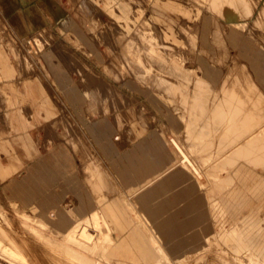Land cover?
Wrapping results in <instances>:
<instances>
[{
    "label": "crops",
    "instance_id": "0c3cea01",
    "mask_svg": "<svg viewBox=\"0 0 264 264\" xmlns=\"http://www.w3.org/2000/svg\"><path fill=\"white\" fill-rule=\"evenodd\" d=\"M81 1L85 10H78L77 0H0V191L63 234L92 224L97 215L99 239L112 261L155 264L173 255L195 258L201 251V257L216 259L224 250L264 264V174L250 173L240 163L264 169V135L238 149L240 106L214 102L221 93L246 98L250 89L237 82L247 79L264 96V23L256 24L264 0L245 20L246 30L211 13L199 17L184 2L151 0L167 25L163 32L172 33L166 21L176 18L195 27L197 75L142 72V66L163 64L157 45L141 39L155 31L145 24L124 43L132 57L111 69V42L104 40L109 17L126 20L118 31L124 34L131 27L130 9L135 19L142 13L130 0H101V27L93 31L94 0ZM223 1L230 9L239 7L236 0ZM83 15L89 19L85 25L79 21ZM215 33L240 60L239 70L208 57L219 50ZM35 37L43 48L32 53ZM108 72L133 79L115 84ZM230 75L231 87L219 90ZM201 81L221 92L189 95L185 82ZM137 82L160 91L172 105H161L156 93ZM207 117L213 135L206 134ZM222 120L225 129L230 124L224 161L222 137L214 136L221 134ZM190 125L197 126L192 135ZM180 130L186 145L172 136ZM207 145L213 155H207Z\"/></svg>",
    "mask_w": 264,
    "mask_h": 264
},
{
    "label": "rangeland",
    "instance_id": "374dc122",
    "mask_svg": "<svg viewBox=\"0 0 264 264\" xmlns=\"http://www.w3.org/2000/svg\"><path fill=\"white\" fill-rule=\"evenodd\" d=\"M174 1H176L180 5H182L183 2L186 6L190 5V8L194 10V12L199 17L201 16V14L211 13L217 19L221 18L227 22H232L231 24L234 23L240 29L246 30L247 27L245 26V20L251 17L253 11L257 7L259 0H236L239 6L237 10L228 8V6L226 5L227 2L223 0H220V1L219 0H216V1L215 0H184V1L174 0ZM93 2H94V7H93L94 17H93L92 22H93V28H94L93 31H94V30H97V28L101 25L100 24L101 23V16H100L101 12L100 11L102 9V5H101L102 3H101V0H94ZM130 3L133 7L137 8V13H142V14L135 19L133 18L134 12L131 11L130 9L129 15H131V17L129 18H131V20L128 19V24H130L131 27L128 29L126 28L127 30H129V33H124V34L118 33L119 26L124 25L126 23V20L124 22V20L118 19L115 16L114 17L110 16L108 20L110 28H109V33L107 37H104V40L107 41L109 37V42H111V46H110L111 49L109 51V56L107 54V56L110 58V65H111L110 68L115 69L119 66V63L123 62L127 58L132 57V55H129L127 50L124 48V43L126 42L127 38L136 37L137 30H139L140 26H143L145 24L151 29L155 30L156 32L152 31L151 33L143 34L142 41L149 42V44L152 45V47H154L153 44L157 45L156 47L158 50L157 49L156 50L158 53V58L159 60L161 59V62H163V64L161 65L159 64L157 67H143L142 66L143 71H145L146 73H152V74H154L155 72L159 74L171 72L175 75H197L198 72L193 69L195 68V58H196L195 55L197 53L196 35L194 33L195 27H192V26L188 27V23L182 24L181 18H176L175 21L173 22L166 21L172 30V33H173V36H172L171 32L169 33L166 31L163 32V30L167 29V25L166 23L160 21L159 9L158 8L155 9L152 6L151 0H130ZM77 5H78V10L86 9L85 3L81 0H77ZM105 8L103 7L104 10ZM123 14L125 15V13ZM263 15H264V8H261L259 12V18H258L259 20L257 19L256 21V24L257 26H259V28H261L262 27L261 25H263L264 23ZM197 20L198 19H196L195 22H197ZM79 21L81 22V24L85 25L87 24L86 22H88L89 19H87L83 15V18H79ZM126 29H124V32H126L125 31ZM183 29L186 32H184ZM250 32H252V30H250ZM95 36H96V40L99 43L103 41L102 35H97V33H95ZM159 37L161 38V40ZM215 38L217 40V42L215 43L219 46V50L217 53L211 52L210 54H208V57L210 56V58L214 60L221 67L223 66V64L225 65L234 64L235 67H233L232 69L236 68L235 70H239L240 60H238L235 57L232 58L229 55L228 50L225 48L224 44L222 43V40L220 39L219 33H215ZM36 41H37V38L35 37L33 42L35 43ZM43 41L45 40L43 39ZM25 43L26 41L24 42V47H25ZM36 44H37L36 45L37 50H35L36 48H31V50H33L32 53L34 51L39 52L41 50L42 44H40L39 42H36ZM161 47H163V49ZM108 73L110 75L111 80L113 79L115 81V82L114 81H111V82L115 84H119L121 80H124V79H133L129 75H126V76L120 75L118 77H115L114 74L110 72ZM231 76L232 75H230L228 78L230 80H224L219 90L223 87H228L233 84ZM237 83L242 84V87L246 86V88L250 89V91H247L249 95L247 94L246 98H242V97L235 98L234 97L230 99L229 98L230 96L221 93V98L219 99V96L216 97L217 99L214 102L215 103L217 102L226 103L227 100H230V102L234 104L235 106H240L239 107L240 111L237 110L241 118L240 120L238 119V130H237V133H238V136H237L238 145L237 146H238V149H240L241 147H244L242 145L248 142H251L258 137L260 138L264 135V96L262 95L261 92L258 91L257 86L253 82L249 81L248 79L246 81L244 80L238 81ZM137 84L142 89L152 90L163 101L161 105H164V106L167 105L166 104L167 100L160 91L155 90L152 87L147 86L145 84H140L138 82ZM161 84L165 85L166 83H161ZM185 84L190 85V88H189L190 92L188 93L189 95L190 94L191 95H202L206 93H210V94L212 93L214 96H216V95H219V93L221 92L219 90L216 92H212V88L206 81L185 82ZM177 99L178 97L173 98V104H174V101H176ZM106 100L111 101L112 97L111 96L106 97ZM214 102H212L211 100L207 102L208 104L206 103V116L208 117L209 115L207 114L210 111H212ZM124 103L125 102H121V105H125ZM168 103L172 105V103L170 102ZM247 103H249V106L244 107V105ZM176 107L177 106L174 105L175 120L178 119V113L180 111V110L179 111L176 110L175 109ZM192 109H193L192 107L189 108V110L191 111ZM202 110H203L202 107H200V111ZM227 112L229 114L228 110ZM227 112L225 114H227ZM238 113H237V117L239 118ZM190 116L191 114H189V117ZM229 116L230 115H227V117L225 118L226 121H229ZM208 117L206 121V134L207 132H210L209 134L213 135L214 129L213 128L211 129L209 127ZM227 125H228V128L225 129L224 122L222 121L221 134L217 133V135H214L215 137H218L219 135H221L222 137L223 146L221 148L222 150L221 155H222L223 161H224V158L228 156L230 148H231L230 144L228 143L230 142V126H229L230 124L228 123ZM189 129H190L189 134L192 135L193 132L197 131V126H194V128H192V125H190ZM67 131L70 132L69 129ZM172 136L173 137L175 136V138L179 139L180 142H183L185 145L187 144L184 141L182 130L179 131L178 135L173 133ZM211 141H213V139H211ZM225 141H227L228 143L226 146L224 145ZM232 141H233V146H234L236 139L233 138ZM212 150L213 148L211 149L210 146L208 145L206 146L207 155H210L209 152L212 153L213 155ZM213 158L214 157H212L211 159ZM240 163L248 167L247 170L250 173H254L257 176L258 175L261 176L264 174V169H261L257 166H253L250 164H246V162L244 161H241ZM208 165L209 164L207 161V166ZM247 194L252 195V193H247ZM110 196L116 197L117 195L116 194L114 195V193H111ZM91 222L92 224L90 225H85L84 223L83 225H80V226L78 225L77 227L70 229L73 231L69 230L64 234L60 233L56 229H54L52 225L45 223L43 220L37 219L36 215L32 213L28 214L22 209L17 208L13 204L9 203L7 199L5 198V196L3 195V193L0 191V231H1L0 232V237H1L0 239V263L1 264H44V263L46 264L47 263L48 264H83V263L86 264L87 263L89 264V262L91 261L90 264H93L94 262L96 263L100 262L99 264L101 263L102 264H125L121 262L112 261L111 259H109L105 255V249L103 247V243L101 244V241H98L100 242V245H101L99 246V250L96 248L94 252V249L91 250L93 244L88 243V242L86 243V241L80 236V234L77 233V230L79 231L82 228L87 227V229L90 228V232H93L94 234H96V232H94L91 229V228H94L101 234V230H100L101 226L98 225V222H101V219L97 215H95ZM94 223H97V224H94ZM100 234L98 235L99 237H100ZM112 235L115 239H118V237L120 236L116 231H113ZM67 236H70V239L66 241L65 239ZM93 236L95 237L96 242H97L98 236H95V235ZM20 242H23L24 244L25 243L29 244L31 248H33L32 255L29 254L30 258L28 257L27 253L26 254L24 253L25 250L22 251L23 249L22 248L20 249ZM84 247L85 249H83ZM87 247H90V248L86 250ZM15 248L16 250L17 249L18 250L17 251L14 250ZM20 252L22 254L21 256L19 254ZM33 254L35 255L36 258L33 256ZM203 255H204L203 251H201L198 256H195V258L194 257H184L182 255H173L170 257H163L159 262L155 264H263L254 257L238 258V257L231 256L230 252L224 251V250H222V257H219L216 259L214 257H209V256L201 257ZM42 261L44 262L42 263Z\"/></svg>",
    "mask_w": 264,
    "mask_h": 264
},
{
    "label": "bare ground",
    "instance_id": "6f19581e",
    "mask_svg": "<svg viewBox=\"0 0 264 264\" xmlns=\"http://www.w3.org/2000/svg\"><path fill=\"white\" fill-rule=\"evenodd\" d=\"M216 1V0H215ZM220 1V0H219ZM231 2V1H230ZM233 2V1H232ZM231 2V3H232ZM234 2H235V0H234ZM229 3V2H228ZM231 3H229V4H231ZM228 4V5H229ZM236 4V3H235ZM230 6V5H229ZM231 14V13H230ZM264 16V15H263ZM249 17V16H248ZM147 28V27H146ZM158 33V32H157ZM159 34V33H158ZM149 36V35H148ZM160 38V37H159ZM142 39V38H141ZM160 40H161V38H160ZM135 41V40H134ZM138 41H140V40H138ZM147 42V41H146ZM190 42H191V40H190ZM145 43V42H144ZM133 44V43H132ZM146 45V44H145ZM132 46V45H131ZM162 46V45H161ZM138 47V46H137ZM147 47V46H146ZM169 47V46H168ZM162 49H163V47H161ZM160 48V49H161ZM166 48V47H165ZM171 49V48H170ZM146 50V49H145ZM158 50V49H157ZM138 51V50H137ZM171 51V50H170ZM139 53V52H138ZM137 54V53H136ZM178 54V53H177ZM140 55V54H139ZM147 55H148V53H147ZM146 55V56H147ZM143 56V55H142ZM160 56V55H159ZM176 57V56H175ZM224 57V56H223ZM134 59V58H133ZM149 61V60H148ZM134 64V63H133ZM153 65V64H152ZM155 65V64H154ZM126 67V66H125ZM168 69V68H167ZM245 71V70H244ZM142 72H144V71H142ZM144 77H145V74H144ZM148 81H149V79H148ZM231 87V86H230ZM169 89V88H168ZM207 89V88H206ZM173 90V89H172ZM208 90V89H207ZM232 91V90H231ZM207 92V91H206ZM211 92V91H210ZM216 98V97H215ZM229 98H231V97H229ZM220 99V98H219ZM223 99V98H222ZM226 101V100H225ZM230 100H228V102H229ZM232 101V100H231ZM195 102H196V100H195ZM203 102V101H202ZM207 103V102H206ZM208 104V103H207ZM223 104V103H222ZM225 105H227V104H225ZM229 105V104H228ZM214 106V105H213ZM216 106V105H215ZM229 107H231V106H229ZM223 108V107H222ZM219 110V109H218ZM212 112V111H211ZM232 112V111H231ZM235 112V111H234ZM221 113V112H220ZM238 113V112H237ZM215 114H217V113H215ZM212 115V114H211ZM203 116V115H202ZM225 116V115H224ZM239 119V118H238ZM210 120V119H209ZM223 121V120H222ZM225 121V120H224ZM248 146V145H247ZM186 158V157H185ZM188 160V159H187ZM186 161V160H185ZM191 163V162H190ZM189 165H191V164H189ZM27 225V224H26ZM2 229V228H1ZM70 231H73V230H70ZM1 232V231H0ZM40 233H41V231H40ZM77 233H79L80 234V236L86 241V243L88 242V243H91V244H93L92 245V248H91V250L92 249H94V252H95V250H96V248L99 250V246H101L100 245V242H98V241H101V239H99V236H98V240H97V242H96V239H95V237L88 231V229H87V227L86 228H82L81 230H77ZM99 235V234H98ZM42 236V235H41ZM100 236H102L101 234H100ZM38 237V236H37ZM0 239H1V237H0ZM70 239V236H67L66 237V241L67 240H69ZM65 241V242H66ZM78 241V240H77ZM26 244V243H25ZM23 242H20V249L22 248L23 250L22 251H24L25 250V254L27 253L28 254V257H29V254L30 255H32V253H33V248H31V246L29 245V244H26L25 245ZM56 244V243H55ZM66 244V243H65ZM102 244V243H101ZM64 245V244H63ZM68 245V244H67ZM50 246V245H49ZM65 246V245H64ZM7 247V246H6ZM10 247V246H9ZM8 247V248H9ZM43 247V246H42ZM46 247V246H45ZM86 247V246H85ZM85 247L83 248V249H85ZM88 248H90V247H87L86 248V250L88 249ZM101 248V247H100ZM2 249V248H1ZM10 249V248H9ZM49 249V248H48ZM11 250H12V248H11ZM14 250H16V248L14 249ZM13 250V251H14ZM18 250V249H17ZM16 250V251H17ZM43 250V249H42ZM65 250V249H64ZM32 251V252H31ZM19 252V251H18ZM17 252V253H18ZM93 252V251H92ZM16 253V252H15ZM42 253V252H41ZM97 253V252H96ZM20 254V256L22 255L21 254V252L19 253ZM39 254V253H38ZM91 255V254H90ZM98 255H99V253H98ZM24 256V255H23ZM22 256V257H23ZM33 256L35 257V255L33 254ZM48 256V255H47ZM30 258V257H29ZM36 258V257H35ZM86 258V257H85ZM90 258V257H89ZM28 259V258H27ZM26 259V260H27ZM76 259V258H75ZM87 259V258H86ZM102 259V258H101ZM34 260V259H33ZM45 261V260H44ZM44 261H42V263L44 262ZM87 261V260H86ZM85 261V262H86ZM91 262V261H90ZM90 262H89V264H90ZM5 263V262H4ZM82 263V262H81ZM100 262H98V263H96V262H94L93 264H99ZM1 264V263H0ZM44 264H46V263H44ZM48 264V263H47ZM84 264V263H83ZM87 264V263H86ZM102 264V263H101Z\"/></svg>",
    "mask_w": 264,
    "mask_h": 264
}]
</instances>
